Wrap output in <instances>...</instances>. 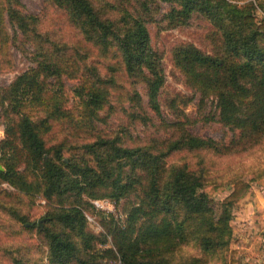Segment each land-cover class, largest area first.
Listing matches in <instances>:
<instances>
[{
	"label": "trees",
	"instance_id": "obj_1",
	"mask_svg": "<svg viewBox=\"0 0 264 264\" xmlns=\"http://www.w3.org/2000/svg\"><path fill=\"white\" fill-rule=\"evenodd\" d=\"M100 2L98 9L93 0H45L66 14L86 44L114 62L105 77L87 62V54L42 35L38 17L26 14L19 0H0V16H7L15 33L1 32L0 46L21 49L31 62L0 88V212L23 232L35 230L46 264H207L230 247L232 210L249 187L234 182L231 193L215 201L204 155L243 152L264 139V19L258 21L249 5L228 0ZM161 4L169 7L160 19L163 30L184 27L199 14L218 36L210 53L185 43L170 56L191 92L183 105L197 100L201 113L214 101V113L203 120L219 124V140L190 131L199 115L194 121L183 113L172 123L161 119L162 55L152 49L147 29ZM107 8L118 10L119 17L107 18ZM120 79L128 91H117ZM66 80L76 83L72 92L81 112L66 106ZM115 90L116 104L127 105L126 126L102 133L98 124L115 113L110 104ZM136 127L165 136L144 141L132 133ZM55 129L63 134L61 141L54 139ZM177 156L184 161H174ZM192 156L199 157L194 165L187 161ZM13 198L45 201L42 226L29 223ZM91 201L120 206L121 217L96 211ZM85 214L98 216L100 232H93ZM188 245L201 257L176 261L173 253Z\"/></svg>",
	"mask_w": 264,
	"mask_h": 264
},
{
	"label": "rangeland",
	"instance_id": "obj_2",
	"mask_svg": "<svg viewBox=\"0 0 264 264\" xmlns=\"http://www.w3.org/2000/svg\"><path fill=\"white\" fill-rule=\"evenodd\" d=\"M19 1L24 6L26 14L38 17L40 23L39 32L42 35L47 36L51 41H55L58 44L78 50L81 54H87V62L96 67L102 77L107 76L109 66L114 64V62L110 60V58L106 59L101 57L95 48L86 44L77 30L68 21L63 11L48 5L45 3V0ZM228 1L233 5L241 7L249 5L252 14L258 21L264 19V0ZM93 2L97 4L98 9H100V0H98V2L93 0ZM168 9V5L161 4L160 14L155 17L156 21L147 25L151 47L162 55V69L165 76V83L160 90L158 98L161 119L164 122L172 123L177 121V117L180 116L181 113L190 121H194L200 116V120L189 128L190 131L196 136L219 140L223 136V130L219 124L215 122L205 123L206 121L203 120L206 117H211L214 113V101L209 100L201 113L197 111V100L186 106L183 105L185 99L191 96V92L185 88L183 77L179 71L173 67L170 56L174 47L185 43L192 44L205 53H210L216 45L218 36H213L214 29L207 20L199 14H194L184 27L163 30L161 25L163 23L160 19L167 13ZM106 11V17L111 18L113 21L120 15L118 10L114 8H107ZM4 31L10 37L15 34L14 29L11 28L8 23L7 16L2 14V16H0V33ZM16 48L11 44L0 46V88L7 87L18 75L31 67L29 59L24 56L20 51L21 49L18 50ZM25 48L30 49L28 46ZM74 84L76 87V83L65 81V96L68 100L66 106L68 108L72 107L74 112L77 113L81 112V108L77 105V99L72 92ZM119 84L120 86L117 91H128L129 86L122 79L119 80ZM136 89L141 95L143 104L146 105L147 98L144 95L143 87L138 86ZM117 91L115 90L113 92L110 100V104L115 113L111 114L106 120V125L98 124V128L102 133H116L122 126H126V118L122 112V108H127V105L121 107L116 104L114 99L117 95ZM104 111L100 113L101 116L104 115ZM154 122L158 121L154 119ZM132 133L144 141L152 138L159 139L165 136L164 133L152 128L144 129L136 127L135 130H132ZM3 137L4 128L0 122V140L3 139ZM53 137L61 141L63 134L55 129ZM72 142L73 141H70V143ZM204 158L205 168L208 171L207 186L215 187L216 191L212 195L215 201L220 202L227 197L232 191V184L234 182L242 181L248 185V192L235 203L232 214L238 211L239 205L243 199L248 195H254L253 191H262L264 195V139L246 148L243 152H237L222 157L205 154ZM181 159H183L182 156H177L174 158V161H184ZM198 159V156H192L191 158H187V161L194 165ZM1 188L9 194H14L13 190L7 185H2ZM19 200L20 203H16L18 200L13 198V206L16 210L27 218L29 223H37L42 226V217L46 211L45 201H36L32 204L24 198H20ZM112 212H115L118 216L122 214L120 206L116 210L113 208ZM94 217L98 223V216L95 214ZM90 228L96 233L95 228L91 226ZM7 252H11V254L8 255L9 253ZM43 256L44 251H42L39 246L35 230L33 233L23 232L20 223L10 221V217L7 214L0 212V264H12L11 259L13 258H18V260L21 261L19 264H46V259ZM173 256L176 261L201 257L196 248L192 247V245L181 247L173 253ZM215 257L213 260H209L207 264H231L229 248Z\"/></svg>",
	"mask_w": 264,
	"mask_h": 264
},
{
	"label": "crops",
	"instance_id": "obj_3",
	"mask_svg": "<svg viewBox=\"0 0 264 264\" xmlns=\"http://www.w3.org/2000/svg\"><path fill=\"white\" fill-rule=\"evenodd\" d=\"M253 193L232 214L229 258L235 264H264V195L262 191Z\"/></svg>",
	"mask_w": 264,
	"mask_h": 264
},
{
	"label": "built area",
	"instance_id": "obj_4",
	"mask_svg": "<svg viewBox=\"0 0 264 264\" xmlns=\"http://www.w3.org/2000/svg\"><path fill=\"white\" fill-rule=\"evenodd\" d=\"M91 203L94 206L96 211H100V212H104V213H112V211H113L112 205L110 203H108L107 201H94ZM85 218H86L89 226L96 229V233L101 231V229H100L99 225L97 224V221L94 217H92L88 214H85ZM109 264H121V262H120V260H117V261L109 263Z\"/></svg>",
	"mask_w": 264,
	"mask_h": 264
},
{
	"label": "water",
	"instance_id": "obj_5",
	"mask_svg": "<svg viewBox=\"0 0 264 264\" xmlns=\"http://www.w3.org/2000/svg\"><path fill=\"white\" fill-rule=\"evenodd\" d=\"M0 171H2V169L0 168Z\"/></svg>",
	"mask_w": 264,
	"mask_h": 264
}]
</instances>
